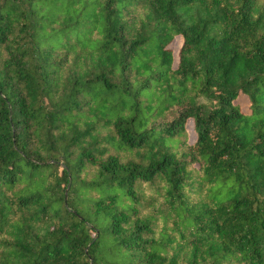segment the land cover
Masks as SVG:
<instances>
[{
    "label": "trees",
    "instance_id": "16d2710c",
    "mask_svg": "<svg viewBox=\"0 0 264 264\" xmlns=\"http://www.w3.org/2000/svg\"><path fill=\"white\" fill-rule=\"evenodd\" d=\"M0 264H264V0H0Z\"/></svg>",
    "mask_w": 264,
    "mask_h": 264
},
{
    "label": "rangeland",
    "instance_id": "374dc122",
    "mask_svg": "<svg viewBox=\"0 0 264 264\" xmlns=\"http://www.w3.org/2000/svg\"><path fill=\"white\" fill-rule=\"evenodd\" d=\"M180 40H176L174 43H173V45H172V51H173V53H174V56H176L177 55V52H178V50H179V47H180ZM241 105H242V108H245V104L244 103H240Z\"/></svg>",
    "mask_w": 264,
    "mask_h": 264
}]
</instances>
